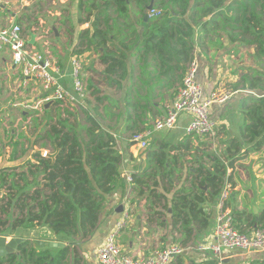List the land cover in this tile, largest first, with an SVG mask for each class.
<instances>
[{"label": "trees", "instance_id": "obj_1", "mask_svg": "<svg viewBox=\"0 0 264 264\" xmlns=\"http://www.w3.org/2000/svg\"><path fill=\"white\" fill-rule=\"evenodd\" d=\"M149 1L78 0L79 12L85 13L78 22L93 18L91 29L77 34V47L102 48L99 60L105 66L103 73L108 85L121 94L115 99L108 94L100 97L96 94L101 90L92 89L94 113L88 105L79 106L82 123L75 110L64 108L65 116L53 114V106L64 102L56 100L35 124L36 128L42 124L35 143L46 141L52 153L35 151L19 172H14L16 167L9 173L0 171V233L25 238L15 252L0 257V264H80L76 246L81 247L95 235L107 198L123 185L122 154L114 135L100 121L99 105L107 101L119 109V115L126 116V130L136 131L133 115L139 119L136 112L142 114L149 105L155 106L156 96L167 92L174 95L188 63L211 47L223 48V38L235 45L234 49L241 45L254 49L252 63L239 65V78L226 85L231 92L245 95L239 101L238 134L224 141L219 155L204 149L199 159L194 158L192 163L198 165L188 172L190 186L182 184L174 189L170 199L163 191H167L165 183L172 185L170 163L176 162V156L162 149H145L147 166L141 173L131 174V191H136V198L146 193L150 223L156 220L163 224L160 218L164 213L158 209L163 199L162 208L170 210L173 228L178 225L181 233L179 242L186 246L193 234L208 227L204 204L217 201L225 181L234 189L232 173L238 161L264 148V0H154L152 9L160 13L144 20ZM111 13L115 17L108 23ZM28 21H32L30 17ZM16 22L21 24L22 18ZM66 27L68 35L76 32L73 24ZM134 55L135 76L129 62ZM162 183L164 189L157 192ZM231 202L236 204L233 197ZM231 202L226 205L239 232L264 230V207L254 213L246 205L232 208ZM36 240L68 244L49 247L38 245ZM176 264L184 263L179 257ZM190 264L197 263L191 260ZM198 264H216V259L208 253ZM249 264H264V260Z\"/></svg>", "mask_w": 264, "mask_h": 264}, {"label": "crops", "instance_id": "obj_2", "mask_svg": "<svg viewBox=\"0 0 264 264\" xmlns=\"http://www.w3.org/2000/svg\"><path fill=\"white\" fill-rule=\"evenodd\" d=\"M48 1L49 0H30L26 3H23L22 0H7V3L0 7V21L3 23L2 21L6 20L7 18H14L16 21L18 18H22L21 24H24V22H28V17H30L33 21V19H35V13H38L39 10H42V13L44 12L47 14L49 13V15H56L58 18L60 15L63 16L65 22L63 27L65 28L66 32V26L73 24L74 27L77 28L75 29L76 36L75 33L72 36L68 35V33L66 34L69 36L68 41L70 45V51L72 53L68 57L63 56V59L58 61L60 73L59 81L67 90L72 91L73 77L71 74L70 61L72 58L77 57L81 62V77L84 84L86 85L85 100H89V103L85 104V101H82H84V105H88L87 109L92 110L94 113L95 102L93 100L94 96L91 94L92 89L98 88L101 90V93L96 94V96L100 94L101 97L103 94H108L111 98L114 96V99L120 97L121 92L117 91L115 86L108 85V78L103 73L105 66L99 60V57L102 53V48L94 49L91 47L90 49H87L85 46L77 47L79 42L77 39V34L86 28L91 29L89 22L91 21L92 24L93 17L87 23L81 24L78 22V18L85 17L84 12H79L78 0H69V11L67 13L60 12L59 14L56 12V10L53 12L50 9H47V5L49 4ZM74 3H76V6ZM43 5H45V9H41V6ZM18 6L21 8L20 12L15 11L16 7ZM63 13H65L66 16H64ZM74 13H76L75 16ZM102 15L101 18L103 17ZM114 17L115 14L111 13L108 23H112L111 18ZM35 20L37 21L35 23L36 25L38 24L39 19ZM61 20L60 24H62ZM55 36L59 37L60 35H57L56 33ZM221 40L223 48H216L214 46L209 48L206 52L198 53L196 56L198 61L196 80L203 86L204 98L209 97L216 89V86L221 84V82L225 83L226 85L234 84L239 78V73L241 71L239 69V65H250L252 63V58L250 57L254 51L252 46L245 47L241 45L236 46V49H234L235 45H229L226 38ZM135 59L136 58L134 55L129 61L134 66V76L137 75V67L134 64ZM127 79L128 78H126V80ZM36 82L38 81L32 78L26 79L22 76L20 70L13 65L11 53L7 48L0 51V108L5 113V117H7L10 113H16L17 110H19L15 106L16 102L14 101L18 99L21 100L24 98L23 96H26V98H28L27 101L30 103L33 99L31 98L32 95H34L35 99L36 95L33 91V87L35 86L34 84ZM124 82L126 83V81ZM129 83L130 82L127 84ZM155 94L158 95L157 90ZM164 96L166 95L164 94L163 97ZM244 96L245 95L242 91H236L233 92V94L223 103H214L211 106L210 117L214 119L217 124L214 137L219 135L218 137L222 141V144L229 137L236 136L238 134L240 123L239 101ZM163 97H161V95L154 97L155 106L149 105L147 110H145L142 114L140 112H136L137 116H139V119L133 115L132 121H136V125L139 129H137L138 131H151L147 137L148 147L145 149L150 147H153L154 149H162L169 151L171 155L176 156V162L172 161L170 163L173 171L169 181L172 185L165 183L164 187L167 188V191H163L166 197L170 199L174 189L179 188L182 184L184 186H190L188 179L191 177L188 172L193 170V168L198 165L196 162L192 163V160L194 158L199 159L206 147L204 144L206 143V139L208 137L188 135L185 133L184 128L190 120V115L188 113H181L178 116L174 128L155 130L154 120L165 113V106L171 101V99H173L174 96H170V99L166 100V102L162 99ZM55 101L56 100L54 99H50L44 105L42 116L47 114L45 110ZM81 102L76 104H80ZM81 105L83 104L81 103ZM120 106L121 105H119V107ZM60 107H62V103L58 107L53 106L52 113L56 114L62 110L61 115L65 116L63 109ZM156 107H158V109H156ZM119 111V109H115L107 101H104L103 104L99 105V114L100 116L102 115V118H104L106 121L102 124L104 127L110 129L116 139V146L119 149V152L122 154V162L120 164V180L123 185L117 187L107 198L105 209H103L99 217V225L95 235L84 241L81 247L76 246L78 257L81 259L80 264H99L96 258V249L102 244L106 234L113 228L114 223L121 216L123 210L121 212H116V207L122 204L124 208L125 200L127 198L133 200L134 202L131 201L132 212L128 224L121 231L118 237L121 251L124 254L135 257L144 255L147 256L156 249L166 247L169 244L177 242L180 244L179 240L181 238V233L179 231V226L177 225L175 228H173L170 210L165 211L162 208L164 200L162 199L161 204L158 206V209L164 213V215L160 218L163 224H158L156 220L153 223L148 222L147 217L151 212L149 201L146 198V193L143 196L136 198V191H131L132 183L127 182L125 178L127 174L141 173L147 166V157L144 153L145 149H140L136 144L130 142V135L132 132L126 130V116L122 117L119 115ZM21 114L23 117L27 116V118L30 119L28 112L21 111ZM41 126L42 124L37 128L35 125L32 127V131L30 132L32 139H29L30 137H28V145L32 149H22V154L16 155L14 152L15 148L21 149L22 144L16 142L12 136H5L6 141H3L2 144L0 143V171L3 170L9 173L10 171H13L11 168L16 167L17 170H14V172H19L22 170L21 166L26 161L31 160V154L35 151H41L44 155L52 153L46 141L44 144L43 140L38 141V143H35L34 141L36 139L37 131H39ZM186 146L189 147V150H186ZM222 146L224 147V144ZM170 147L174 148L170 149ZM261 151L262 150L250 153L248 156L241 158L238 161V163H240L242 160H245L244 163H240V167L246 168L247 177L241 175V177L237 178L235 170L232 173V179L235 183V187L231 192L229 200L231 202V197H233L236 202V204L231 202L232 208L236 207L238 209H242L244 207L243 200L245 201L246 197L248 198L249 202L253 199H257L255 191H251V184H253V173L251 166H247V164H249L250 159H255L257 154ZM252 164L254 169L256 165L254 162ZM166 167H169V163L166 164ZM158 169L159 172L163 171L161 168ZM240 178H242L244 181H240ZM162 185L163 183L160 185V187H158L157 192H160V190L162 191L164 189ZM245 190L249 192L246 193ZM259 198H264V191L261 193L258 199ZM262 202L264 203V201ZM216 203L217 201H208L204 204L205 210L209 215L208 227L203 231L193 234L192 240L189 241V244L186 246H189L194 242L196 243L190 245L192 247H188L181 255L175 257L170 264H176L177 258L179 257L181 260H183L184 264H190L191 260L198 264L200 263L201 259H203V257L209 253L199 252L195 249V247L200 243L215 242L213 232L217 225ZM253 260H264V250H235L229 254L226 262L234 264H249Z\"/></svg>", "mask_w": 264, "mask_h": 264}, {"label": "built area", "instance_id": "obj_3", "mask_svg": "<svg viewBox=\"0 0 264 264\" xmlns=\"http://www.w3.org/2000/svg\"><path fill=\"white\" fill-rule=\"evenodd\" d=\"M6 3L7 0H0V7ZM159 13L158 9L148 11L150 17ZM27 44L29 43L23 35L21 25L17 22L0 25V51L7 48L11 53L13 65L20 70L22 76L26 79L37 80L48 92L34 107L42 109L50 99L69 101L70 103L84 100L86 92L81 77V62L77 57L70 61L73 78L72 91H69L59 81V69L52 68L44 55L30 52ZM197 68L198 61L194 57L187 65L181 86L173 99L165 106V113L154 120L155 130L174 128L178 116L181 113H188L190 120L184 128L185 133L214 139L217 124L210 117L211 106L214 103H223L233 92L227 88L226 84H219L209 97L204 98L203 86L196 80ZM28 106L25 105V107ZM32 106L30 105V107ZM150 133L149 130L135 132L130 137V142L136 144L140 149H145L148 147L147 137ZM125 178L127 182H132L131 174H127ZM232 190L231 184L225 181L217 198V225L213 232L215 242L200 243L195 247L199 252L212 253L216 264H234L226 263V259L235 250H264L263 229H255L251 233H241L235 228L231 209L226 205ZM131 207V200L127 198L120 218L116 220L102 244L96 249V258L99 264H170L175 257L181 255L189 247L172 243L156 249L147 256L135 257L124 254L121 251L118 237L128 224L132 212Z\"/></svg>", "mask_w": 264, "mask_h": 264}, {"label": "rangeland", "instance_id": "obj_4", "mask_svg": "<svg viewBox=\"0 0 264 264\" xmlns=\"http://www.w3.org/2000/svg\"><path fill=\"white\" fill-rule=\"evenodd\" d=\"M28 1H30V0H27L23 3H26ZM74 1H76V0H74ZM48 2H49V4L47 5L48 10L50 9L53 12H54V10H56V12L58 14L60 12L67 13L69 11V8H68L69 0H49ZM74 4L76 6V3H74ZM44 6L45 5L41 6V9H43V8L45 9ZM35 9H36V6H35ZM15 11L20 12L21 8L18 6V7H16ZM65 13H63L64 16H66ZM75 14L76 13H74V16H75ZM35 19H39V22L36 25H35V23H36ZM35 19H33V21H28L27 23L24 22V24H21V28L23 30V35L25 36V38L27 39V41L29 43V44H27L28 50L30 52L40 53V54L44 55L47 58V60L49 61L52 68H54V69L58 68L59 69V67H58L59 62L58 61H61L63 59V56L68 57L72 53L70 51V45H69V41H68L69 36L66 35L67 32L65 31V28L63 27L64 26L63 25L64 18L61 15L58 18L56 15H49V13L47 14L44 12L42 13V10H39L38 13H35ZM40 20H43V21H40ZM60 20H61L62 24H60ZM2 22L3 23H1V21H0V25L1 24L7 25L10 23L16 22V20L14 18H12V19L7 18L6 20H3ZM75 29H77V28H75ZM56 33H57V35H60V36L59 37L55 36ZM75 36H76V32H75ZM31 40H32V42H30ZM11 59H12V57H11ZM222 84H225V83L221 82V85ZM34 85L35 86L33 87V91H34L36 97L34 99V95L31 96V98L34 99V100L32 99V101H31L32 103L31 102L29 103L27 101L28 98H26V96H23L24 98L21 100L18 99L16 101H14V102H16L15 106L19 110H17L16 113L8 114L7 117L4 116L5 113L0 108V143L2 144L3 141H6L5 136L6 137L12 136L13 139L16 140V142L22 144L21 149H19V148L14 149V152L16 155L22 154L21 153L22 149H32L28 145L29 139H32L30 132L32 131V127L35 124L37 125V123L41 119H43V116H42L43 108L40 109V107H34V106L36 105V103L39 100H41L44 97V95L48 94V92L42 88V85L39 82H36ZM84 88H85V92H86V85L85 84H84ZM164 94L166 96H164L162 99L165 100V102H166V100L170 99L171 94H170V92H167ZM31 98H29V99H31ZM81 103L84 105V101H82ZM81 103L80 104H76V103L70 104L69 101H66V102L64 101V102H62V107H60V108L61 109L67 108L70 111L75 110L76 113L78 114L79 121L82 123L83 122L82 121L83 116L79 115V112L81 109L79 106H81ZM25 105H29V106L25 107ZM30 105H33V106L30 107ZM44 105H43V107H44ZM21 111L28 112L30 119H28L27 116L23 117V115L21 114ZM59 113L62 114V110H60ZM99 118H100V121L102 123L106 122L104 120V118H102V115L99 116ZM135 132H139V131L136 130V131L132 132L130 137ZM218 136L219 135L214 137V139L211 137H208L206 139V143L204 144V146H206L205 150H207L209 152H215L218 155L221 153V150L223 148V146H222L223 144H222V141L220 140V138ZM28 137H30V138L28 139ZM256 158L250 159L249 164H247V166H251V170L253 173L252 174L253 184H251V187H252L251 191H253V190L255 191L257 199H255V200L253 199L252 201L249 202L248 198L246 197V200L245 201L243 200V203H244V205L249 207V209L252 208L253 206L256 207L257 212H258L259 208L264 207V203L262 202V201H264V198L258 199V197H260L261 193L264 191V148L262 149V151L260 153L257 154ZM242 162L244 163L245 160H242L240 163H242ZM253 162L256 165V166L254 165L255 166L254 169H253V164H252ZM240 163L236 164V167H235L236 176H237V178L241 177V175L247 177L246 168L244 166H243L244 168L240 167ZM240 179H241L240 181H244L242 178H240ZM249 179H251V178H249ZM0 190H1V185H0ZM245 191H246V193L249 192L247 190H245ZM260 200H262V201H260ZM195 243L196 242L191 243L190 245L195 244ZM190 245H189V247H192Z\"/></svg>", "mask_w": 264, "mask_h": 264}, {"label": "water", "instance_id": "obj_5", "mask_svg": "<svg viewBox=\"0 0 264 264\" xmlns=\"http://www.w3.org/2000/svg\"><path fill=\"white\" fill-rule=\"evenodd\" d=\"M154 0H150L149 4L146 6V12L144 14V20L149 19L148 11L152 9ZM89 25L91 26V21L89 22ZM32 42V40L30 41ZM206 187H204L205 189ZM116 212H121L123 210V205L120 204L116 207ZM253 212L257 213L256 207H253ZM25 240L24 237L20 236H9L6 233H0V257L5 256L9 253L15 252L18 245L22 243ZM38 245H48L49 247H64L68 243L62 242V241H56V240H36Z\"/></svg>", "mask_w": 264, "mask_h": 264}]
</instances>
